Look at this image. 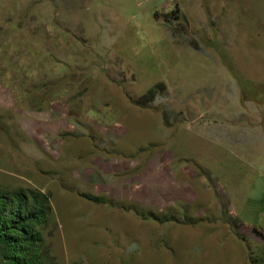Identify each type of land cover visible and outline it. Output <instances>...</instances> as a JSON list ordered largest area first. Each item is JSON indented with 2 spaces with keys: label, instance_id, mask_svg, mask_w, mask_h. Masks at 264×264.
Instances as JSON below:
<instances>
[{
  "label": "rangeland",
  "instance_id": "1",
  "mask_svg": "<svg viewBox=\"0 0 264 264\" xmlns=\"http://www.w3.org/2000/svg\"><path fill=\"white\" fill-rule=\"evenodd\" d=\"M0 188L50 264H264V0H0Z\"/></svg>",
  "mask_w": 264,
  "mask_h": 264
},
{
  "label": "trees",
  "instance_id": "2",
  "mask_svg": "<svg viewBox=\"0 0 264 264\" xmlns=\"http://www.w3.org/2000/svg\"><path fill=\"white\" fill-rule=\"evenodd\" d=\"M156 88L150 89L143 99L152 97ZM31 95L32 92L27 90L23 92V96L29 102ZM37 103L40 105L42 101L38 100ZM79 195L92 203L120 207L105 196H94L87 193ZM120 208L131 210L138 216L158 223L171 220L165 214L152 210L146 211L142 207L131 204ZM52 226H54V218L47 194L37 189L7 190L0 188V264H50L51 255L46 247L45 235L49 233L47 231H50ZM253 231L256 232V229ZM258 235L261 236L260 233ZM235 237L245 242L244 237L238 233ZM262 262L257 258L250 260L251 264Z\"/></svg>",
  "mask_w": 264,
  "mask_h": 264
}]
</instances>
